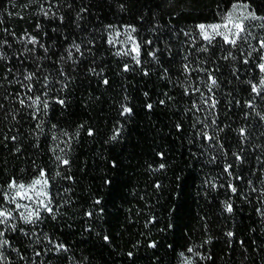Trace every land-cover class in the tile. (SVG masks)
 Returning a JSON list of instances; mask_svg holds the SVG:
<instances>
[{
    "label": "trees",
    "instance_id": "obj_1",
    "mask_svg": "<svg viewBox=\"0 0 264 264\" xmlns=\"http://www.w3.org/2000/svg\"><path fill=\"white\" fill-rule=\"evenodd\" d=\"M237 1L264 18V0H0V209L16 211L11 180L30 184L44 169L55 215L17 216L23 232L0 226L10 242L0 264H264V92L251 88L260 53L244 64L219 37L200 51L196 28ZM123 26L136 29L140 65L109 43ZM249 30L259 48L264 28ZM29 36L43 47L25 51ZM229 51L235 59L222 58ZM28 72L32 92L17 83ZM37 95L49 103L38 120L27 107Z\"/></svg>",
    "mask_w": 264,
    "mask_h": 264
},
{
    "label": "snow or ice",
    "instance_id": "obj_2",
    "mask_svg": "<svg viewBox=\"0 0 264 264\" xmlns=\"http://www.w3.org/2000/svg\"><path fill=\"white\" fill-rule=\"evenodd\" d=\"M243 9V10H240ZM239 10V14L235 15V13ZM247 10V5H238V4H233L232 9L225 12L221 16V22L220 23H213V24H198L196 25V28L198 30V35L200 39L204 41V46H202L199 50L203 52H208L209 47L213 46L214 43L217 41V38L219 37L224 45L230 46L232 49H239L241 50V55H244L245 58L243 60L244 64H248L250 58L252 57V54L254 52H259L260 53V63H258L257 67L259 68L260 72L264 74V37L260 38L257 43L259 45V48H256L252 45L251 39L254 38L252 32L249 30L248 25L245 23V21L248 20H255V19H261L264 20V18H258L255 16L254 13L251 12H246ZM86 11V9L82 8L81 12ZM44 15L47 16L48 13L44 12ZM77 18H81L78 14ZM61 20H63V17H61ZM39 27V26H38ZM111 28L112 26H108ZM130 28V31L126 33L128 40L132 42L133 47L128 50V51H123V52H118L117 55H131L133 52H135V55L132 57L133 60L137 65H140L142 61L139 59V52L140 48L139 45L135 43L134 38L132 37L131 33L136 32V29L134 27L128 26ZM259 27L264 28V23L260 24ZM119 35V33H117ZM186 36L191 35V33L185 32L184 33ZM23 39V38H21ZM27 43H30L33 45V49H25L27 52L34 51L35 47L39 45V41L35 37L29 36L27 38ZM109 43H112V41H109ZM151 43V41H149ZM196 40L193 38L192 44H195ZM247 43L249 45V50L245 54L244 51L241 49V45ZM40 47H43V45H39ZM76 52H80L81 46L79 44H73L72 46ZM47 51V49H45ZM149 55L153 57V59H157L155 52H150ZM68 58H72V52H68ZM223 59H235L233 52L229 51L227 56L222 57ZM187 59V57L185 58ZM125 71H129V65L124 66ZM191 69L188 64L184 65V71L187 73ZM204 71V69H201ZM94 71V70H93ZM166 71V70H165ZM61 75H65L63 71L60 73ZM148 73L145 72V75ZM36 78L35 73L28 72L23 76V80H17V83L21 85L22 88L26 89L27 92H32L33 86H32V81L33 79ZM45 88L47 89L49 87L48 81L49 77L45 76ZM24 81H27L28 83H24ZM208 83L206 86L208 88L209 92H212V90L217 86V79L214 77V75L209 72L208 73ZM105 84L108 83L107 80L104 81ZM249 83H251L249 81ZM66 87V86H65ZM252 92L260 94L261 92H264V75H262L261 80L259 85L257 84H251ZM194 91L200 92V88L196 87ZM190 94L189 89L185 88V95ZM19 96V94H17ZM47 95V92L44 93V96ZM147 95V94H146ZM201 95H204V93L201 92ZM28 99L31 101L27 105V107H35L36 111L33 112L32 116L33 119H37L39 117V111L41 108H43L45 111L49 107V103L47 99L42 98V96H35L34 98L28 97ZM58 103L61 105L64 104L63 100H57ZM19 103L24 106L25 105V100L20 99ZM161 103H164V101H161ZM207 103V100L205 101ZM216 101L213 100L211 107H215ZM251 106V105H249ZM152 105L149 104L148 108H151ZM195 107V105H194ZM132 109L127 107V106H122V112L121 115L125 114H131ZM264 118V117H262ZM215 123V120H213V124ZM40 124H37V128H40ZM239 133L241 136H245V129L241 128L239 129ZM89 135H92V131L89 130ZM205 139L211 140L213 139L212 136H209L207 132H204L201 134ZM13 140L16 139V137H12ZM112 139H116V136H113ZM18 150V149H17ZM56 159L60 161L63 165L67 166L69 164V160L66 158H63L62 156H57ZM240 157L237 156V160H239ZM161 167H164L161 165ZM229 166L225 167V171L227 172L229 170ZM57 175H60L58 172ZM67 179H71V177H67ZM48 184L49 180L47 178V173L45 172L44 169L39 170V177L35 178L32 180L30 184H24V183H18L15 179L11 180L8 184V189L9 193H5V200L8 201L9 203H12L15 205V208L17 210L19 209H24L23 211L19 212V220L22 221L23 224H31L35 225L37 222L41 221L43 219L42 217V211L49 213L50 215H53V218H55L54 215V209L52 207V199L50 192L48 190ZM159 187V185H158ZM230 187H232L230 185ZM232 191L236 192V188L232 187ZM20 200H28L31 201L33 204L36 205V207H31L28 204H21L18 201ZM96 203H99V201H96ZM225 210L229 213L233 211V206L232 204H226L225 205ZM259 211V210H258ZM88 216H91L92 213H87ZM261 215H264V212H261ZM16 220V217H13L12 211H5L3 209H0V226H5L10 228L12 231H17L19 230L20 232H23L24 229L21 227H18V224L13 222ZM27 235V233H26ZM227 236L232 237L233 233L228 232ZM5 237V231L0 230V249H2L5 246H8L10 242L7 239H4ZM105 241H108V237H104ZM51 243V241H49ZM207 243H210L209 241H206ZM155 243L151 244L150 247H155ZM64 245L60 244L57 245V250L60 248H63ZM189 252H193L192 248L188 249ZM39 255L40 253H36ZM131 255V254H129ZM183 256L184 254L181 253ZM0 256H2V252H0ZM210 259V257H209ZM186 264H191V261L186 260Z\"/></svg>",
    "mask_w": 264,
    "mask_h": 264
},
{
    "label": "rangeland",
    "instance_id": "obj_3",
    "mask_svg": "<svg viewBox=\"0 0 264 264\" xmlns=\"http://www.w3.org/2000/svg\"><path fill=\"white\" fill-rule=\"evenodd\" d=\"M233 4H238V5H247V10L246 12H251V13H254L256 17L258 18H261L259 15H257L252 9L251 7L246 3V2H241V1H237V2H234L230 5V7L228 8L227 11L231 10L232 9V6ZM240 10H243V9H240ZM239 14V10L235 13V15H238ZM221 21L219 22H207V23H200V24H213V23H220ZM245 23L248 25V28L251 29V28H256L257 25H260L262 24V20L261 19H255V20H248V21H245ZM130 31V28L128 26H123V27H120V28H112L110 30V35H111V41L119 48V50L121 51H128L130 50L132 47H133V44L131 41L128 40V37L126 35L127 32ZM119 33V35L117 34ZM132 37L134 38L135 40V43L138 44V41L136 39V36L134 35V33H131ZM139 45V44H138ZM132 55L134 56L135 55V52L132 53ZM264 75V74H262ZM19 203L21 204H28L30 205L31 207H36L35 204H33L31 201H28V200H20L18 201ZM15 212H17V214L15 212H12V215L13 217H17L19 216V212L20 211H23L24 209H19L17 210L15 208Z\"/></svg>",
    "mask_w": 264,
    "mask_h": 264
}]
</instances>
